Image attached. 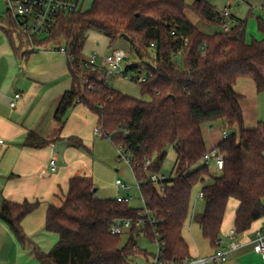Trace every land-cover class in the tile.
Masks as SVG:
<instances>
[{
    "label": "trees",
    "instance_id": "1",
    "mask_svg": "<svg viewBox=\"0 0 264 264\" xmlns=\"http://www.w3.org/2000/svg\"><path fill=\"white\" fill-rule=\"evenodd\" d=\"M188 11L218 30L204 32L189 19ZM237 20L230 33L224 34L219 28L226 18L207 0L192 4L186 0H94L88 10L62 14L45 40L66 42L73 83L61 97L56 121L64 125L68 112L83 104L97 116L102 137L110 138L115 146H125L139 163L133 171L156 220L147 224L145 233L158 232L170 258L189 256L182 232L199 185L204 210L195 220L212 248L221 239L230 200L238 202V233L264 218V122L254 128L245 126L241 95L235 91L239 79L250 78L257 92H264V37L247 42L246 21ZM8 25L15 31L13 20ZM90 29L106 37L110 48L126 40L141 59L126 65V72L140 75L146 71L148 79L138 83L142 99L111 87L103 71L84 68L83 50ZM260 29L264 34L263 22ZM83 73L88 74L90 88L83 83ZM218 121L225 124L229 135L216 147L224 158L223 169L213 173L202 161L208 150L203 126ZM70 141L83 147L75 138ZM47 144L33 132L26 139L30 147ZM169 147L176 158L160 196L139 168L148 158L153 161L151 172H160ZM95 188L91 178H72L63 203L49 205L45 230L58 236L50 252L34 246L22 227L37 203L5 202L0 206V219L20 244L32 247L40 264H127L128 257L138 251L136 236L130 234L122 242L121 236L110 234V228L116 219H137L139 208L113 198L100 199Z\"/></svg>",
    "mask_w": 264,
    "mask_h": 264
},
{
    "label": "crops",
    "instance_id": "2",
    "mask_svg": "<svg viewBox=\"0 0 264 264\" xmlns=\"http://www.w3.org/2000/svg\"><path fill=\"white\" fill-rule=\"evenodd\" d=\"M84 2L85 0L83 6ZM10 20L12 19L7 14L0 16V138L5 140V144L0 145V206L5 202L38 204L37 209L24 218L22 227L34 246L41 248L43 237H46L44 231L48 233L45 230V219L49 205L60 206L63 203L72 178H98L94 156L98 137L94 134V129L98 125V119L87 106L79 104L68 112L64 125L56 121L55 113L61 97L71 90L73 84L69 57L59 49L60 46H54L52 42L44 39L29 41L18 32L17 27L15 31L9 28ZM104 38L108 46L109 41ZM100 44L97 39L96 45ZM83 56L85 57L84 50ZM238 81H249L255 85L250 78ZM237 82L235 91L241 95L240 105L244 113L245 97L237 87ZM121 92L133 98H143L126 91ZM16 94L21 97L12 107L10 104ZM218 123L223 130L222 136L218 134L215 139V132H211L209 136L213 143L209 146L207 132L214 130ZM257 125L245 124L247 128ZM224 131L227 129L222 121L203 126L208 150L218 146L224 138ZM30 132L48 141V144L39 148L26 145ZM71 138L82 142L83 147L72 143ZM51 158H55L58 164L57 171L53 173L49 170ZM99 191L97 188V194ZM195 202L192 201L188 220L194 217ZM237 209L238 202L230 200L221 231L224 245L229 243V231L235 228ZM188 220L184 228L187 227ZM263 224L264 218L254 222L249 230L238 233L236 239L244 246L232 251L224 264H264V259L256 251L253 242ZM37 233L41 235L37 237ZM211 249L213 253L215 248ZM209 255L211 254L189 256ZM32 259L30 252L25 250L8 225L0 219V264H32Z\"/></svg>",
    "mask_w": 264,
    "mask_h": 264
},
{
    "label": "rangeland",
    "instance_id": "3",
    "mask_svg": "<svg viewBox=\"0 0 264 264\" xmlns=\"http://www.w3.org/2000/svg\"><path fill=\"white\" fill-rule=\"evenodd\" d=\"M212 5L217 7L219 10H224L226 7L230 11L246 21L245 26V38L247 42H252L255 40H261L264 37L263 32L260 29V23H264V0H207ZM93 0H85L83 10H88L91 7ZM187 4H192L194 0H186ZM7 2L6 0H0V16L4 17L7 13ZM189 19L201 30L207 33H213L217 28L215 26L206 24L205 22L199 20L190 11H188ZM17 37V36H15ZM41 37L46 40L48 37L42 33ZM99 40L101 44L96 45V40ZM54 46H61L66 48V42L60 39ZM106 45L105 38L95 29H90L87 32V41L84 49V55L86 58L97 53V63L103 64L105 61V56L113 52L114 49H123L129 54V58L125 60L124 65H129L135 62H140L141 59L132 51L129 43L126 40H120L113 48ZM60 48V47H59ZM84 57V56H83ZM84 57V58H85ZM85 58V59H86ZM143 73H146L144 70ZM83 81L84 85L87 87L93 86L87 78ZM108 83L111 87L116 90L126 91L127 93L134 94L136 97H141L140 85L132 80H127L121 76L109 75L107 77ZM247 82V83H244ZM237 87L243 91V107H244V118L246 126H255L259 121L264 122V92L258 93L254 83L249 81H238ZM219 129V130H217ZM215 132V139L220 134L222 136V127L220 123L215 125L214 130H209L207 132V144L212 145V140L210 138V133ZM214 134V133H212ZM96 149L94 156L96 159V174L98 176L97 180H93L95 187L99 188L100 191L97 197L100 199L113 198L117 196H127L130 195L134 199L130 202V205L134 208H143L145 206L143 201V196L140 190L138 180L134 174V171L130 164L121 159L119 148L116 147L109 139H103L102 136L96 138ZM175 151L173 147H169L167 150V157L164 160L160 174L166 176V178L171 177L173 166L175 163ZM120 179L125 182L130 189L128 191H122L116 185V181ZM201 191V186L196 187L192 201L195 202L194 217L188 220L187 227L183 228L182 236L188 245V252L191 256H197L198 254H212V249L208 241L203 238L200 226L195 220V216L202 213L204 210V201L202 198H198ZM64 201V200H63ZM61 205V204H60ZM44 242L41 244V250L43 252H50L53 247L58 242V236L56 234L46 233ZM38 234V233H37ZM38 234L37 237H39ZM36 237V238H37ZM128 235H123L121 237L122 242L128 239ZM137 237V236H136ZM38 239V238H37ZM137 246L141 250L147 251L149 254H154L157 251L156 246L150 242L148 238L144 235H139L136 238ZM25 247L27 252H30V256L33 258L32 264H40L36 254L29 245H22ZM131 264H142L146 262L145 256L131 255L128 257Z\"/></svg>",
    "mask_w": 264,
    "mask_h": 264
},
{
    "label": "built area",
    "instance_id": "4",
    "mask_svg": "<svg viewBox=\"0 0 264 264\" xmlns=\"http://www.w3.org/2000/svg\"><path fill=\"white\" fill-rule=\"evenodd\" d=\"M7 2V16L11 18L17 25L18 32L22 34L26 39L33 42L35 39L41 40V34L44 33L47 37L55 31L58 19L62 14H68L83 10V0H6ZM222 15L226 18V22L220 26L219 30L226 34L230 33L232 28L238 24V16L234 15L228 7L224 10H220ZM187 46V42H185ZM61 51L66 52L63 47L59 48ZM181 55V52L178 53ZM129 58V54L122 49H115L112 53L105 56L103 64L97 63V53L85 59L83 66L85 69L92 72L103 71L108 77L109 75L121 76L127 80L135 81L136 83H143L148 79L146 73L140 75L135 73H127L126 66L124 65L125 60ZM21 97L20 94L15 95V99L11 102V106L16 105V101ZM96 136H102L101 129L97 126L94 129ZM229 135L228 131H224L223 137L226 138ZM110 141L111 139L108 138ZM112 142V141H111ZM113 143V142H112ZM5 140L0 138V145H4ZM119 149L120 157L126 160L133 170L139 167V163L136 162L132 156L128 153L125 146H116ZM202 161L207 164L211 171L217 173L223 169L224 158L218 149L213 148L207 150L204 154ZM153 164L151 159L145 158L143 165L139 168L142 172L148 175L149 182L156 188L158 195L162 196L165 191L166 176L160 174V172L152 173L150 168ZM58 164L55 158H51L49 161L50 172H56ZM139 186H140V182ZM116 185L122 191H128L130 187L118 179ZM203 194L200 192L197 199L202 198ZM133 197L117 196L115 200L120 203H130L133 201ZM144 204L145 200L143 198ZM155 217L149 211L145 205L143 208H139L137 219L123 218L116 219L112 223L110 228V234L113 236H123L135 234L134 236L144 235L152 242L157 251L154 254H149L145 250L137 248L136 255L145 256L146 262L142 264H224L232 251H235L244 246V244L236 239L238 232L235 228L231 229L228 233L229 243L224 245L222 239L218 240L215 251L209 256L202 257H191L185 258H170L166 255L165 247L166 242L161 239L158 232L154 231L153 235L149 236L145 233L147 224H154ZM135 237V238H137ZM256 251L264 259V224L262 228L256 233L254 239ZM127 264H131V261L127 259Z\"/></svg>",
    "mask_w": 264,
    "mask_h": 264
},
{
    "label": "water",
    "instance_id": "5",
    "mask_svg": "<svg viewBox=\"0 0 264 264\" xmlns=\"http://www.w3.org/2000/svg\"><path fill=\"white\" fill-rule=\"evenodd\" d=\"M94 192H97V188H95Z\"/></svg>",
    "mask_w": 264,
    "mask_h": 264
}]
</instances>
